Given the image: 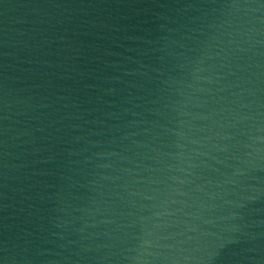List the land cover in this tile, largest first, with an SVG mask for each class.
Masks as SVG:
<instances>
[{
	"label": "water",
	"instance_id": "water-1",
	"mask_svg": "<svg viewBox=\"0 0 264 264\" xmlns=\"http://www.w3.org/2000/svg\"><path fill=\"white\" fill-rule=\"evenodd\" d=\"M0 264H264V0H0Z\"/></svg>",
	"mask_w": 264,
	"mask_h": 264
}]
</instances>
